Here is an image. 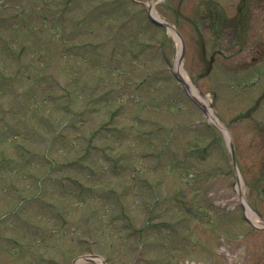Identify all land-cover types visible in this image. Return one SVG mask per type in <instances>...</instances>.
<instances>
[{"label": "rangeland", "instance_id": "rangeland-1", "mask_svg": "<svg viewBox=\"0 0 264 264\" xmlns=\"http://www.w3.org/2000/svg\"><path fill=\"white\" fill-rule=\"evenodd\" d=\"M66 1L0 0V264H135L139 245L137 264H264L228 135L172 72L179 39L152 0ZM154 7L264 214V0Z\"/></svg>", "mask_w": 264, "mask_h": 264}, {"label": "bare ground", "instance_id": "bare-ground-1", "mask_svg": "<svg viewBox=\"0 0 264 264\" xmlns=\"http://www.w3.org/2000/svg\"><path fill=\"white\" fill-rule=\"evenodd\" d=\"M151 12H152V14L154 16L160 18L157 15V13H156V10H155V7H154V3L152 4ZM171 31L176 36V32H175V29H174L173 26L171 27ZM177 38H176V40H177ZM178 39L179 40H177V41H178L179 47H180L181 46L180 38H178ZM175 68L182 73L184 79L186 80V82L188 83V85L190 87L191 93L196 95L200 100L204 101L209 106L210 105V99L207 96L201 94V92L198 89V87L192 81L190 75L185 71V69H184V67L182 65V62L179 59L176 60ZM209 108H210V115H211V118H212L213 122L219 124L221 127H223L226 130L227 127H226L225 123L218 116H216L215 111H214L213 108H211L210 106H209ZM242 187H243V177L240 176L239 181H238V183L236 185V190L238 192H241L242 191ZM246 208H247V214H248V216L250 218H252V219L257 218L258 215L254 212V208H252V206L247 201H246Z\"/></svg>", "mask_w": 264, "mask_h": 264}, {"label": "water", "instance_id": "water-1", "mask_svg": "<svg viewBox=\"0 0 264 264\" xmlns=\"http://www.w3.org/2000/svg\"><path fill=\"white\" fill-rule=\"evenodd\" d=\"M177 76L179 77V79L185 84V86L188 88V84L185 82V80L183 79V77L180 75V73H177ZM194 99L204 108H205V105L200 101L198 100L196 97H194ZM232 155H233V161H234V164L236 166V156H235V152H234V149H233V152H232ZM262 216V215H261ZM97 255L95 254H92V255H89V256H82L81 258L83 259H87V260H90V261H94L95 257ZM77 260V259H76ZM76 260L73 261V264H75ZM104 264H107L106 262H104Z\"/></svg>", "mask_w": 264, "mask_h": 264}]
</instances>
